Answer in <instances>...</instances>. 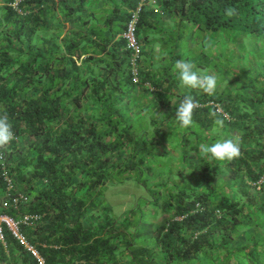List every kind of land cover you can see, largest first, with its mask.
Masks as SVG:
<instances>
[{
    "label": "trees",
    "instance_id": "16d2710c",
    "mask_svg": "<svg viewBox=\"0 0 264 264\" xmlns=\"http://www.w3.org/2000/svg\"><path fill=\"white\" fill-rule=\"evenodd\" d=\"M138 3L0 0V110L15 135L0 213L29 216L20 232L46 264H264V0L145 3L134 80L121 33ZM177 61L214 74L215 94L182 87ZM224 139L239 158L199 150ZM2 231L0 264H38Z\"/></svg>",
    "mask_w": 264,
    "mask_h": 264
},
{
    "label": "clouds",
    "instance_id": "9594fccd",
    "mask_svg": "<svg viewBox=\"0 0 264 264\" xmlns=\"http://www.w3.org/2000/svg\"><path fill=\"white\" fill-rule=\"evenodd\" d=\"M236 12V8L230 7L225 10V15L231 17L236 15ZM175 67L178 70V79L182 87L198 89L206 95L215 94L217 77L214 74L201 73L199 70H195L196 66L188 61H177ZM196 107L198 105L193 96L188 95L183 98L175 110V119L180 127L192 126V114ZM0 111L3 112L0 114V149H7V146L15 139V135L6 110ZM212 115L216 116L217 113L213 112ZM214 124L222 128L224 119L217 118L214 120ZM199 150L210 161L230 162L241 155L238 139H224L211 145L201 144Z\"/></svg>",
    "mask_w": 264,
    "mask_h": 264
},
{
    "label": "built area",
    "instance_id": "2783aa9c",
    "mask_svg": "<svg viewBox=\"0 0 264 264\" xmlns=\"http://www.w3.org/2000/svg\"><path fill=\"white\" fill-rule=\"evenodd\" d=\"M158 0H139V3L136 5V7L129 9L128 13L130 14V17L126 23L125 30L121 33V36L125 39L126 41V48H128L131 51V65H132V76L134 80L138 79L137 76V67H136V62L137 58L140 54L141 51V45L136 37V24L139 19V14L141 7L146 3L150 5H154L157 3ZM5 181L7 183L6 185V190L11 191L13 189V184L6 172H3ZM262 178L257 181L259 184L262 182ZM8 196L9 192L7 193ZM12 202L14 205L18 203L20 199L25 200L26 196L22 193L15 194L14 196L11 197ZM3 206H6V203H3ZM23 222H29V216L25 215L22 217L21 220H15L9 215L0 213V240L3 241V231H2V226H5L10 233L18 240L19 243H21L24 247L29 249L33 255L35 256L37 263L38 264H46L44 259L38 254V252L32 248V246L28 243L27 239L21 234L20 232V223Z\"/></svg>",
    "mask_w": 264,
    "mask_h": 264
},
{
    "label": "rangeland",
    "instance_id": "374dc122",
    "mask_svg": "<svg viewBox=\"0 0 264 264\" xmlns=\"http://www.w3.org/2000/svg\"><path fill=\"white\" fill-rule=\"evenodd\" d=\"M140 43H141V45H143L142 42H140ZM156 50H157V46L154 47V51H156ZM130 188H131V189H129L128 191H133L132 186H130ZM105 194H106L107 198H108L110 201L115 202V198H113V197H115V196H114V191H110V190H108V191L105 192ZM120 194H123V192L121 191Z\"/></svg>",
    "mask_w": 264,
    "mask_h": 264
}]
</instances>
